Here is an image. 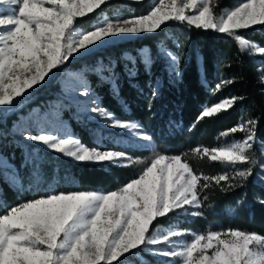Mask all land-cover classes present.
<instances>
[{
	"label": "snow or ice",
	"instance_id": "1",
	"mask_svg": "<svg viewBox=\"0 0 264 264\" xmlns=\"http://www.w3.org/2000/svg\"><path fill=\"white\" fill-rule=\"evenodd\" d=\"M107 3L108 0H0V107L19 103L18 98H26L30 89L47 82L46 78L55 75L53 70L71 59L90 54L122 36L155 33L170 21L226 34L237 43L241 53L247 50L264 53V47L241 32L264 25V0H241L221 15L214 13L213 0H158L145 15L127 18L101 15L88 27L81 26L82 18L102 11ZM166 54L175 75L181 76L177 70L179 58ZM144 59L148 67L151 56ZM111 75L114 92L118 94L114 72ZM129 76H134L131 68ZM259 79L264 83V74ZM81 83L83 91L79 95L89 97L82 110L91 113L90 118H99L106 127L120 130V135H128L131 142H144L139 147L152 152V156L143 161L125 151L92 148L75 135H58L43 128L35 134L28 132L27 140L76 162L116 167L144 164V167L114 190L48 192L0 211V264H125L126 254L134 255V250L143 246L160 244L167 247L149 251L178 258V264H264V234L255 231L239 228L210 229L206 233L171 228L151 231L158 218L177 210L188 214L187 207L200 209L203 203L200 193L211 187L212 182L222 192L242 186L256 164L254 154H250L257 139L256 120L242 121L220 134L227 137L241 132L242 140L192 150L212 162L231 166L234 169L231 177L227 172L198 175L182 155L158 150L141 124L121 120L100 106L92 90ZM230 83L231 80H222L215 86L216 91ZM158 94L157 88L150 89L153 99ZM237 99L226 97L203 107L197 123L231 109ZM238 164L250 166L236 169ZM233 180L240 183H232ZM207 199L205 196L204 200ZM190 214L203 215L201 211ZM187 235L192 236L190 241L178 239Z\"/></svg>",
	"mask_w": 264,
	"mask_h": 264
},
{
	"label": "trees",
	"instance_id": "2",
	"mask_svg": "<svg viewBox=\"0 0 264 264\" xmlns=\"http://www.w3.org/2000/svg\"><path fill=\"white\" fill-rule=\"evenodd\" d=\"M158 0H108L102 11L82 18L79 23L88 27L101 15L108 17H136L147 14ZM241 0H213L216 15L233 9ZM247 39L264 47V25H255L241 30ZM141 49H146L151 62L145 67ZM170 52L179 58L177 77L173 71ZM264 64V53L247 50L241 53L238 45L226 34L214 30L189 28L186 23L170 21L155 33H142L120 39L102 46L90 54L77 56L59 69L49 81L34 90L29 103L17 111H11L0 123V150L13 171L0 165V211L18 205L22 201L43 196L48 192L109 191L133 178L144 164L132 167H116L96 163L76 162L48 149L37 147L40 161L24 160V152L33 153L32 144L21 146L14 141L10 129L20 117L34 105L38 111L53 106H63L62 117L69 123L72 132L89 147H101L125 151L129 156L143 161L150 160L152 152L133 143L128 135L120 131L99 127L97 123L83 118L75 119L71 114L73 106L58 98L61 91L60 79L67 73L80 72L92 90L100 106L121 120L135 121L153 137L154 146L168 155L179 154L196 174L219 175L227 172L231 177V166L212 162L207 157L195 155L193 149L218 147L244 137L237 132L227 137L220 134L242 121H257L256 141L250 154L256 164L252 174L242 186L222 192L220 186H212L200 193L202 207H187L167 217L158 218L157 226H173L180 230L204 233L208 230L239 228L264 234V83L259 79V66ZM131 68L134 76H129ZM119 89L114 92L111 73ZM161 80V83L158 82ZM222 80H231L219 91L216 85ZM157 88L158 96L153 99L150 89ZM226 97H237L234 106L213 118L197 123L202 108ZM126 105V107H125ZM0 108V113H1ZM187 154V155H184ZM238 164L236 169L249 167ZM15 175L19 185L8 175ZM232 183H240L238 180ZM227 182H221L226 185ZM207 196L208 199L204 200ZM241 201V203H237ZM192 211H201L202 216H192ZM148 246L126 254L125 264H175V258L154 255L146 250Z\"/></svg>",
	"mask_w": 264,
	"mask_h": 264
},
{
	"label": "rangeland",
	"instance_id": "3",
	"mask_svg": "<svg viewBox=\"0 0 264 264\" xmlns=\"http://www.w3.org/2000/svg\"><path fill=\"white\" fill-rule=\"evenodd\" d=\"M4 7L6 8L7 6H4ZM224 12L225 11H223L221 14H223ZM190 13H191V10H189V14ZM136 17H139V16H136ZM133 36H137V35L122 36V37L116 38L114 40H111L110 42L117 41V40L124 39V38L133 37ZM140 52H141V59L145 63L144 57L149 55V53L146 49H141ZM164 53L166 54V53H170V52H164ZM253 53H259V52H253ZM259 69H260L261 75L264 74V72L261 71V70H264V64L260 65ZM46 80H47V82L49 81V79H47V78H46ZM82 81L84 84L87 85V82L85 81L84 77L82 76V74L80 72L77 71L73 74L67 73L66 75H64L60 79L61 91L57 94V97L65 99L69 104H71L73 106L70 114L75 119L79 120L80 118H83L85 120L97 123L99 127H102L104 129H106V128L113 129L110 127H106L103 123L100 122L99 118H90V117H92V114L84 112L82 110L84 103L89 100V97H83V96L79 95V92L83 91V86L81 83ZM47 82H45V83H47ZM45 83H42L41 85H43ZM41 85H37L34 87V89H30L28 91V93L25 94L26 98H18V100L20 102L16 103L14 106L0 107L1 109H3V110H1V113H0V123H3V121H4L3 119H4V116L6 115V113L9 114L11 111H16V112L18 111L19 112V109L23 108V106L26 103H29V101H31L33 99L34 90ZM93 95H94V93H93ZM95 98H96V96H95ZM53 106L55 108H49L47 106L46 109L38 111L37 106L34 105L33 107L30 108L29 112L19 113L20 117L14 122L13 126L11 127V129H10L11 133L10 134L13 135L14 141L16 143H19L21 146H24L25 143L34 145L32 148L33 153L31 155H29L27 152H24V160L31 161L32 159H36V161H40L41 156L39 154H36L37 147H40L42 149H46L41 144L27 140L25 138V135L28 132H32L33 134H35V133L39 132L41 130V128H43L45 131L54 132L58 135H64V134L75 135L72 132L69 123L62 117L61 110H62L63 106L62 107L58 106L57 99L54 100ZM114 130L120 131L118 129H114ZM242 139L243 138L238 139V140H234V141H239ZM234 141H232V142H234ZM0 142H1V140H0ZM232 142H230V143H232ZM227 144H229V143L220 145L218 147L225 146ZM69 159H71V158H69ZM71 160H73V159H71ZM0 165L7 167L13 171L12 166L6 161L4 155L1 153V150H0ZM8 176H9L8 178L14 184H16L17 186L19 185V181L15 175L10 174ZM97 192H107V191H97ZM157 228L161 229V231H163L165 229H169V228L177 229L173 226H157L156 228H154L153 231H155ZM178 230H180V229H178ZM189 231L195 232V233H201V232H196V231H191V230H189ZM204 233H206V232H204ZM174 239H177V238H174ZM178 239L181 241H190L192 239V236L187 235L184 237H180ZM164 247H167V245L166 244L150 245V246H148V248H146V250L148 252H151V251H149L150 248H164ZM175 260H176L175 264H178V258H175Z\"/></svg>",
	"mask_w": 264,
	"mask_h": 264
},
{
	"label": "built area",
	"instance_id": "4",
	"mask_svg": "<svg viewBox=\"0 0 264 264\" xmlns=\"http://www.w3.org/2000/svg\"><path fill=\"white\" fill-rule=\"evenodd\" d=\"M158 83L160 84L161 83V80Z\"/></svg>",
	"mask_w": 264,
	"mask_h": 264
}]
</instances>
